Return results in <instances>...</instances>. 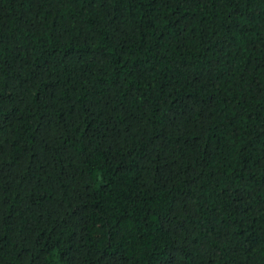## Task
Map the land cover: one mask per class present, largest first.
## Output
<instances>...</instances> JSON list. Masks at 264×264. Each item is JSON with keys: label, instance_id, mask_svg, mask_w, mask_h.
<instances>
[{"label": "trees", "instance_id": "obj_1", "mask_svg": "<svg viewBox=\"0 0 264 264\" xmlns=\"http://www.w3.org/2000/svg\"><path fill=\"white\" fill-rule=\"evenodd\" d=\"M0 264H264V0H0Z\"/></svg>", "mask_w": 264, "mask_h": 264}]
</instances>
